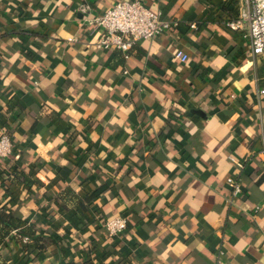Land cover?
<instances>
[{"label": "crops", "instance_id": "1", "mask_svg": "<svg viewBox=\"0 0 264 264\" xmlns=\"http://www.w3.org/2000/svg\"><path fill=\"white\" fill-rule=\"evenodd\" d=\"M118 1L0 0V125L14 146L0 194L55 238L2 244L0 263L264 264V56L226 25L239 0H141L178 26L129 57L96 49L103 32L80 12ZM104 184L87 211L64 195ZM114 215L129 222L120 237L101 222Z\"/></svg>", "mask_w": 264, "mask_h": 264}, {"label": "built area", "instance_id": "2", "mask_svg": "<svg viewBox=\"0 0 264 264\" xmlns=\"http://www.w3.org/2000/svg\"><path fill=\"white\" fill-rule=\"evenodd\" d=\"M88 24L101 29L103 35L94 43L98 50H118L129 57L131 49L141 40L153 39L178 26L177 21L164 20L161 13L147 7L141 0H121L102 13L93 15L89 6L80 7ZM229 29L242 31L254 53L264 56V0H239L238 16L226 22ZM196 29L195 23L191 24ZM1 35V28H0ZM176 59L186 64L189 56L182 50L175 53ZM264 93V90H263ZM14 152L12 136L2 129L0 131V162L11 157ZM231 160L235 162L232 157ZM240 167L241 164L237 163ZM236 176L230 175L232 199L242 193ZM110 237H120L127 231V221L122 216H115L102 222ZM28 242V238H25Z\"/></svg>", "mask_w": 264, "mask_h": 264}, {"label": "trees", "instance_id": "3", "mask_svg": "<svg viewBox=\"0 0 264 264\" xmlns=\"http://www.w3.org/2000/svg\"><path fill=\"white\" fill-rule=\"evenodd\" d=\"M12 112V107L7 105V113L10 114ZM1 122V121H0ZM2 129H5L9 132V129L4 124L0 125V131ZM5 169L1 167L0 164V175H4ZM19 172L17 170H14L9 173L8 181L12 184H16L19 182ZM7 180L3 179L1 180V184H5ZM6 185V184H5ZM108 190V185L104 184L102 186H99L94 190V192L86 196L85 198H81L75 194L70 189H66L64 192L65 197L70 196L71 198L76 200V203L78 206L83 210H88V204L93 202L97 197L101 196L104 192ZM62 199V198H61ZM11 203V202H9ZM12 204V203H11ZM7 204L3 201V198L0 194V245L4 244L7 245L11 241H16L20 243L23 241L26 243V246L24 247V250L26 252L29 251V246L32 244H36V248L40 251H43L47 248L48 244L51 242H55L54 236L48 231V230H39L36 228L35 225H30L22 216L15 210V204L11 205ZM112 217H104L101 222H104L108 219H111ZM120 216V215H119ZM125 218V217H124ZM126 219V218H125ZM127 221V228L129 226V222ZM16 234V238L14 240H11V235L13 233ZM25 238H28V242H25ZM25 263H28V260L24 259ZM1 264V263H0ZM12 264H20L19 261L12 263Z\"/></svg>", "mask_w": 264, "mask_h": 264}]
</instances>
